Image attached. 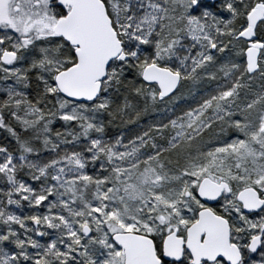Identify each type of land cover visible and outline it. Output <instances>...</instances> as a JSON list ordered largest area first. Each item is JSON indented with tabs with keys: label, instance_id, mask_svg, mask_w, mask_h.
I'll return each instance as SVG.
<instances>
[{
	"label": "snow or ice",
	"instance_id": "1",
	"mask_svg": "<svg viewBox=\"0 0 264 264\" xmlns=\"http://www.w3.org/2000/svg\"><path fill=\"white\" fill-rule=\"evenodd\" d=\"M0 264H264V0H0Z\"/></svg>",
	"mask_w": 264,
	"mask_h": 264
}]
</instances>
